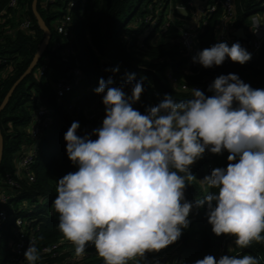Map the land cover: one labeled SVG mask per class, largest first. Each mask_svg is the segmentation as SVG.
Returning <instances> with one entry per match:
<instances>
[{"label": "trees", "instance_id": "trees-1", "mask_svg": "<svg viewBox=\"0 0 264 264\" xmlns=\"http://www.w3.org/2000/svg\"><path fill=\"white\" fill-rule=\"evenodd\" d=\"M11 1L0 0V105L28 70L44 39V32L32 10L34 0H15L14 7H10ZM45 1L38 0L36 11L51 33L49 45L0 112L3 145L0 193L7 191L13 195L4 208L9 220L0 238V264H8L12 258V245L17 238L16 219L29 224L28 233L35 234L39 250L58 245V256L48 263L103 264L94 245H89L83 256H77L75 245L57 227L58 214L52 203L57 194V180L78 170L66 156L64 134L67 129L72 122H79L77 135L84 136L100 127L105 117L102 94L94 92L99 79L112 77V86L118 87L124 84L126 74L135 73V80L141 81L145 90L133 107L143 114L146 108L161 102L165 94L179 101L190 98L191 89L197 88L206 97L211 96L209 83L229 73L238 74L253 89H264V46L255 61L243 65L227 58L222 65L207 69L198 63L189 65L188 55L173 40L191 15L189 3L211 0H81L77 8L69 11L67 37L55 30L57 21L66 14V0ZM168 5L186 7L187 17L174 11L176 26L171 25L162 33V7ZM233 5V30L247 32L250 17L264 15V0H233ZM157 16V26L146 33L148 18ZM220 16L221 10L218 9L209 17L198 36L197 51L218 43L215 32ZM138 19L140 23L135 26L132 22ZM24 20L31 24L29 31L20 28ZM117 66L119 71L113 73L111 69ZM41 68L45 69L44 74L38 76ZM60 84L72 86L71 92L62 100L56 94V87ZM182 86H187V91L182 90ZM124 91L130 95L131 89L125 86ZM42 109L50 112L45 119L48 135L43 136L35 149L29 128ZM28 151L34 158L27 172L17 175L18 159L14 156L22 157ZM228 154L227 151L213 154L206 149L203 157L191 165L195 179L185 187V200L194 202L207 191H215L206 189L200 180L215 168H226ZM5 178L13 180L18 188L8 189ZM206 210V205L193 208L188 217L189 226L182 230L176 242L159 252H146L143 258H136L129 264H195L206 255L219 258L228 254H251L258 258L259 264H264V241H253L248 248L239 249L230 236L222 234L217 237L212 233Z\"/></svg>", "mask_w": 264, "mask_h": 264}, {"label": "clouds", "instance_id": "clouds-1", "mask_svg": "<svg viewBox=\"0 0 264 264\" xmlns=\"http://www.w3.org/2000/svg\"><path fill=\"white\" fill-rule=\"evenodd\" d=\"M226 58L243 65L251 54L239 42H218L198 51L192 62L207 69ZM111 71L118 72V66ZM135 75L126 74L118 87L112 77L99 79L94 92L102 94L105 108L101 126L78 136L79 122H72L64 134L66 156L78 170L57 180L52 203L57 227L77 256L94 245L103 264H129L176 242L192 209L205 205L215 236H230L239 249L264 241V89L229 73L208 85L211 96L197 88L179 101L165 94L142 114L133 107L145 90ZM206 149L227 151L228 164L200 180L215 191L189 202L185 187L195 179L190 167ZM40 259L31 242L24 262ZM195 264L259 260L251 254L206 255Z\"/></svg>", "mask_w": 264, "mask_h": 264}, {"label": "built area", "instance_id": "built-area-1", "mask_svg": "<svg viewBox=\"0 0 264 264\" xmlns=\"http://www.w3.org/2000/svg\"><path fill=\"white\" fill-rule=\"evenodd\" d=\"M15 0H12L10 3V7H14ZM51 0H46L45 3H50ZM81 4V0H66V14L64 17L59 19L55 25V30L58 34L63 35L64 37L68 36V32L66 30L67 25L70 22V13L74 8H77ZM161 6V5H160ZM180 5H176L172 7L168 5L167 7H162V22L160 31L165 33L167 29L171 25L176 26V20L173 16L174 11L180 9ZM189 7L191 8L190 17L183 23V25L179 28L178 37L173 40V43L178 44L188 55L189 65L195 66L196 63L192 62V57L198 52V36L203 30V28L207 25L209 17L217 12L218 9L221 10V16L219 17L216 25V41L217 42H227L228 46H231L235 42H239L240 45L245 48L250 54L251 59L249 61H255L264 46V15L263 14H255L250 17L249 20V28L248 31L245 32V40H237L232 34L238 30L232 29V22L234 19V5L233 0H211L210 2L205 3H189ZM184 11L186 12L187 17V9L182 6ZM181 10V9H180ZM168 11V13H167ZM159 14V13H158ZM149 19V18H148ZM159 19V16H158ZM157 19V20H158ZM31 24L28 20H24L20 24V28L24 31H29ZM151 27L150 32L153 30ZM244 30V29H243ZM149 32V33H150ZM69 53V52H68ZM45 69L41 68L38 71V76H42L44 74ZM75 74H79L76 72ZM168 78L171 79V76L168 75ZM210 82L209 84H211ZM186 86H182L181 89L185 90ZM72 86L70 85H58L56 87L57 97L62 100L66 96L68 92H71ZM49 112L47 110H40L34 117V126L31 128L30 132L32 140L36 143L38 142L36 139L39 137L42 139L43 134L41 133V128L44 126L47 131V123L45 119L49 116ZM103 121V120H102ZM102 123V122H101ZM45 131V132H46ZM39 136V137H38ZM34 153V152H33ZM34 155L32 152H27L22 158L19 160L16 168L17 175L19 173L27 172L29 165L31 164ZM5 183L8 186V189L18 188L17 184L10 179L5 178ZM13 195L10 193L2 192L0 193V202L3 206H7L12 200ZM9 220L8 214L6 211H0V238L1 234L5 229V224ZM15 230L17 231V238L13 241L12 249L13 255L8 264H27L24 262V253L27 248L30 246V243L36 244V237L34 233H28L27 224L22 219H16L14 221ZM44 249H48V251H44ZM58 245H52L49 247H44L40 249L41 259L38 261L40 264H50L47 261L53 260L58 256ZM156 263V262H155ZM150 264V263H149Z\"/></svg>", "mask_w": 264, "mask_h": 264}, {"label": "water", "instance_id": "water-1", "mask_svg": "<svg viewBox=\"0 0 264 264\" xmlns=\"http://www.w3.org/2000/svg\"><path fill=\"white\" fill-rule=\"evenodd\" d=\"M37 3L38 0H34L33 4H32V10L34 13V16L38 22V25L40 27V29L44 32V39L39 47V50L37 52V54L34 56L32 63L30 64L28 70L25 72V74L14 84V86L11 88V90L9 91V93L7 94V96L5 97V99L3 100L2 104L0 105V112L4 109V107L6 106L10 96L12 95L13 91L15 90V88L32 72V70L34 69L35 65L37 64L38 60L42 57L43 53L45 52L46 48L49 45L50 42V38H51V33L50 31L46 28L44 21L39 17V15L37 14L36 11V7H37ZM177 14L180 16H186V12L185 11H181L180 9L176 10ZM237 40H245V34H244V30L243 29H239L238 31L234 32L232 34ZM2 159H3V145H2V139L0 136V166L2 163Z\"/></svg>", "mask_w": 264, "mask_h": 264}, {"label": "rangeland", "instance_id": "rangeland-1", "mask_svg": "<svg viewBox=\"0 0 264 264\" xmlns=\"http://www.w3.org/2000/svg\"><path fill=\"white\" fill-rule=\"evenodd\" d=\"M167 13H168V11H167ZM158 19V16L157 17H155L154 19H152V18H149L148 19V28H147V31H146V33H149L150 32V30H151V27L152 26H157L156 24H157V22H156V20ZM133 24H135V26L137 25V24H139L140 22H139V19L138 20H134L133 22H132ZM131 23V24H132ZM57 94V93H56ZM49 112V111H48ZM50 113V112H49ZM34 126V124H32V127ZM32 127H30L29 128V134H30V132L32 131ZM46 131V129H45V127L43 126L42 128H41V133L40 134H43L42 136H47L48 134L45 132ZM30 136H31V134H30ZM39 137V136H38ZM32 139V138H31ZM38 142L36 143V148H37V145H38V143L39 142H41V138L39 137V139H36ZM33 147H34V145H33ZM15 158H17L18 160V162H20L19 160L22 158L21 156H19L18 154H16L15 156H14ZM6 177V176H5ZM5 206H3V204L0 202V211H4L5 209ZM4 251V250H3ZM3 258H4V256L2 257V260H3ZM0 262H1V258H0Z\"/></svg>", "mask_w": 264, "mask_h": 264}, {"label": "crops", "instance_id": "crops-1", "mask_svg": "<svg viewBox=\"0 0 264 264\" xmlns=\"http://www.w3.org/2000/svg\"><path fill=\"white\" fill-rule=\"evenodd\" d=\"M16 164H18V163H16Z\"/></svg>", "mask_w": 264, "mask_h": 264}]
</instances>
